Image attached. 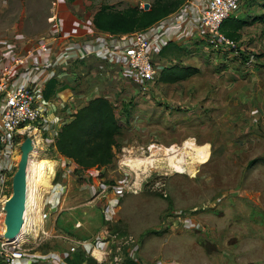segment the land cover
<instances>
[{"label": "rangeland", "instance_id": "1", "mask_svg": "<svg viewBox=\"0 0 264 264\" xmlns=\"http://www.w3.org/2000/svg\"><path fill=\"white\" fill-rule=\"evenodd\" d=\"M153 1L0 0V45L50 33L53 3L59 15H70ZM253 41L240 45L257 55L256 73L232 77L204 66L185 81L160 86L158 78L145 89L111 79L106 93L121 127L113 160L102 174L86 170L90 211L78 222L55 218L43 247L71 250L77 225L104 247L99 256L79 255L78 264H264V44ZM229 64L233 74L241 69ZM186 113L199 120L183 121ZM50 143L44 140L39 158L55 166L52 180L65 184L69 174L81 183L82 171ZM165 148L182 151L174 175ZM108 182L114 194L101 192ZM109 201L116 204L106 219Z\"/></svg>", "mask_w": 264, "mask_h": 264}, {"label": "crops", "instance_id": "2", "mask_svg": "<svg viewBox=\"0 0 264 264\" xmlns=\"http://www.w3.org/2000/svg\"><path fill=\"white\" fill-rule=\"evenodd\" d=\"M245 2L237 17L245 22L238 31V42L244 45L245 42L255 40L258 45L264 44L262 30L264 0ZM207 3L208 0H184L175 11L141 31L149 42V53L156 71L155 79L151 82L140 83L126 77L124 64L112 51L127 45L130 40L121 41L119 35L97 30L92 24L96 11L84 14V11L76 9L70 15L60 14L59 34L55 35L52 31L49 33L50 54L38 51L35 41H31L29 45H25L27 40L0 45V67L11 60L13 55L24 52L28 47L34 48L31 57L16 69L12 86L22 84L35 90L39 94L42 110L38 129L18 131L12 138L14 144L11 151L2 150L0 143V242H6L5 207L14 193L13 180L23 154L22 145L26 141L30 143V148L26 151L29 162L27 174L30 172L31 176L32 169L35 168L38 174L41 173L42 181V188L36 184L33 186V200L26 201L19 237L13 243L8 242L11 246L21 247L26 251L24 259L16 260L12 264H78L79 255L89 253L99 256V250L103 251V244L93 245L87 231L77 225L73 228L74 235L68 236L74 243V251L43 247L55 232V218L64 216L72 222H78L83 214H88L93 187L88 185L91 178L86 171L80 173L81 183L77 182L78 176L71 177L69 174L66 176L65 184L60 179L52 180L55 166L46 162L50 160L49 158L43 160L39 157L42 156L44 140H50V145L54 143V138L62 125L72 118L78 108L96 97H105L109 100L107 89L111 85V79L121 80L123 85H126V82L134 85L137 83V87L145 89L152 88L158 78L163 80L160 86H165L175 79L185 81L198 75L204 66L221 75L228 74L232 77L256 73L259 70L253 71L255 68L253 66L259 64L254 60L257 55L248 54L247 50L241 56H237L225 52H212L209 49L199 24V13ZM229 62L236 64L239 62L241 69L233 74ZM261 65L264 67L262 63L259 67ZM51 82L53 84L49 90ZM191 115L186 113V119L182 115L183 121L199 120L194 118L196 115ZM53 147L55 149L54 144ZM33 156L34 165L33 160L31 161ZM41 164L43 168H40ZM107 166L99 168L98 174L105 172ZM27 176L29 177V174ZM108 184L101 188V192L114 194L115 188L109 189L113 184L110 185V182ZM29 192L30 189L27 187V196Z\"/></svg>", "mask_w": 264, "mask_h": 264}, {"label": "built area", "instance_id": "3", "mask_svg": "<svg viewBox=\"0 0 264 264\" xmlns=\"http://www.w3.org/2000/svg\"><path fill=\"white\" fill-rule=\"evenodd\" d=\"M242 0H208L204 9L199 13V24L204 33V39L212 52H225L241 56L238 41L232 40L221 31L222 23L230 17H238ZM144 9L145 3H141ZM150 6V4H149ZM53 24L50 32L59 34V13L53 3ZM121 41L130 42L116 48L112 52L124 64L127 78L135 82L145 83L155 79L156 71L149 53V42L141 31L120 35ZM51 35L44 34L36 42V49L44 54H50ZM27 41L25 45H29ZM34 52L33 47H28L24 52L13 55L12 59L0 67V141L2 150L11 151L13 136L20 130H37L42 114L39 94L26 85L12 86L16 69L25 64ZM53 54V53H52ZM55 55V54H53ZM5 143H4V142ZM116 202H108L105 210L106 219L112 217V209ZM74 251V248L71 249ZM26 251L21 247L11 246L8 242H0L1 264H12L16 260L24 259Z\"/></svg>", "mask_w": 264, "mask_h": 264}, {"label": "trees", "instance_id": "4", "mask_svg": "<svg viewBox=\"0 0 264 264\" xmlns=\"http://www.w3.org/2000/svg\"><path fill=\"white\" fill-rule=\"evenodd\" d=\"M183 1L154 0L147 10L138 5L119 10L101 6L94 13L92 24L97 30L113 35L131 34L145 30L166 17ZM244 24L243 20L230 17L222 23L221 31L228 38L238 41V31ZM52 84H49V90ZM120 129L112 102L105 97H96L78 108L72 118L62 125L54 146L62 157L78 167L77 171L99 169L112 162Z\"/></svg>", "mask_w": 264, "mask_h": 264}, {"label": "water", "instance_id": "5", "mask_svg": "<svg viewBox=\"0 0 264 264\" xmlns=\"http://www.w3.org/2000/svg\"><path fill=\"white\" fill-rule=\"evenodd\" d=\"M149 8V3H145L144 9ZM30 148L29 141L22 145V157L19 162L18 170L13 180V195L6 204V225L7 230L4 234L6 242H14L20 235L22 223L25 216L27 201V168L28 157L26 151Z\"/></svg>", "mask_w": 264, "mask_h": 264}, {"label": "bare ground", "instance_id": "6", "mask_svg": "<svg viewBox=\"0 0 264 264\" xmlns=\"http://www.w3.org/2000/svg\"><path fill=\"white\" fill-rule=\"evenodd\" d=\"M163 152H164V155H165V157H164V160H168L169 161V166H170V170H172L171 172V175H174L175 174V165H174V161H177L178 160V158L180 157V154L182 153V151L180 152V153H178L177 151H175L173 148H165V149H163ZM167 156V157H166ZM141 161H143L142 159H141ZM136 162H138V161H136ZM143 162H145V161H143ZM148 162H150V161H148ZM139 163V162H138ZM133 164V163H132ZM33 171H32V174H31V176H30V172H28V174H29V177L27 176V180H26V183H27V187H28V190L30 189V192H29V195L27 196V199L29 200V202L30 201H32L33 200V198H34V194H33V186H34V179H35V181L36 182H39V184L40 185H42V181H41V179L39 180V178H38V173L36 172V170H35V168H33L32 169ZM35 170V171H34ZM35 172H36V174H35ZM27 174V175H28ZM35 174V175H34ZM32 175H33V177H32ZM51 175V174H50ZM133 188H134V190L135 189H137L136 187H135V185L134 186H132ZM135 192V191H134ZM11 243H13V242H11Z\"/></svg>", "mask_w": 264, "mask_h": 264}]
</instances>
